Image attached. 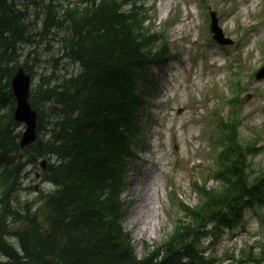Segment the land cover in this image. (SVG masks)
I'll list each match as a JSON object with an SVG mask.
<instances>
[{
	"label": "trees",
	"instance_id": "trees-1",
	"mask_svg": "<svg viewBox=\"0 0 264 264\" xmlns=\"http://www.w3.org/2000/svg\"><path fill=\"white\" fill-rule=\"evenodd\" d=\"M26 1L0 0V255L7 264H205V238L243 229L245 211L264 206V171L247 165L260 150L239 140L234 119L220 121L226 124L213 139L223 150L210 172L218 187L195 183L197 204L177 202L180 216L170 235L138 259L122 228L128 213L122 195L136 159L133 146L152 120L138 94L149 84V68L168 54L164 30L144 28V12L123 10L126 0H81L87 2L82 9L61 13L42 0ZM50 31L58 38L59 59L78 69L41 79L30 100L38 139L20 151L10 79L22 46L35 47L22 64L33 74L26 62ZM41 159L47 162L43 182L54 190L44 195L39 219L15 205L23 172ZM18 223L23 227L12 232ZM9 235L17 247L7 242ZM258 255L248 247L225 260L257 262L264 248Z\"/></svg>",
	"mask_w": 264,
	"mask_h": 264
},
{
	"label": "rangeland",
	"instance_id": "rangeland-1",
	"mask_svg": "<svg viewBox=\"0 0 264 264\" xmlns=\"http://www.w3.org/2000/svg\"><path fill=\"white\" fill-rule=\"evenodd\" d=\"M44 1L66 6L74 0ZM132 6L128 3L125 8L144 11L147 22L143 24L148 29L165 27L171 51L165 61L149 70V84L139 90L142 106L149 103L147 111L152 120L143 132L142 142L133 146L136 159L128 167V186L122 196L128 207L123 229L130 235L135 255L142 259L170 235L178 215L174 195L193 207L197 203L194 179L209 188L216 186L208 169L214 166L210 135H217L219 130H215V118L208 116L216 99L234 92L232 81L238 84V91L230 104L220 106L215 116L234 119L240 139L260 148V153L250 154L248 159L253 168L261 167L264 171V78H254V71L264 60V0H135ZM211 12L223 37L231 44L219 45L211 39ZM169 23L172 24L168 26ZM56 41L48 36L36 45V54L26 62L33 68L32 91L37 89L41 77L48 78L51 71L58 77L77 70L72 63L59 61L61 53ZM33 48L34 45L20 48L18 64L25 63V56ZM232 67L233 76L229 74ZM207 92H214L215 99L208 96L206 101ZM234 100L236 108L232 112ZM198 157L206 159L199 169L193 167L201 161ZM41 162L26 167L15 203L16 210L28 208L29 214L39 219L43 212L41 197L53 190L42 183ZM21 214L27 216L24 210ZM245 220L244 233L217 237L206 253L210 251L221 260L230 249L237 256L242 247L257 244L253 252L258 254L263 249L260 241L264 246V206L247 210ZM11 237L7 240L14 243ZM206 242L207 239L203 241L204 248ZM6 263L0 256V264Z\"/></svg>",
	"mask_w": 264,
	"mask_h": 264
},
{
	"label": "water",
	"instance_id": "water-1",
	"mask_svg": "<svg viewBox=\"0 0 264 264\" xmlns=\"http://www.w3.org/2000/svg\"><path fill=\"white\" fill-rule=\"evenodd\" d=\"M211 32L214 39L222 44L223 40L220 30L217 28L214 14H211ZM264 78V68L256 75V79ZM11 89L15 98L14 119L25 125V130L20 140V146L24 147L36 140V112L32 110L29 99L30 76L25 75L22 69H18L11 80Z\"/></svg>",
	"mask_w": 264,
	"mask_h": 264
},
{
	"label": "bare ground",
	"instance_id": "bare-ground-1",
	"mask_svg": "<svg viewBox=\"0 0 264 264\" xmlns=\"http://www.w3.org/2000/svg\"><path fill=\"white\" fill-rule=\"evenodd\" d=\"M47 165V164H46ZM46 165L43 167V170L45 171V169H46ZM36 166V165H35ZM134 220V218L132 219V222H134L133 221Z\"/></svg>",
	"mask_w": 264,
	"mask_h": 264
}]
</instances>
